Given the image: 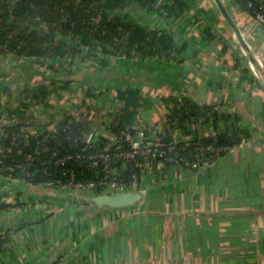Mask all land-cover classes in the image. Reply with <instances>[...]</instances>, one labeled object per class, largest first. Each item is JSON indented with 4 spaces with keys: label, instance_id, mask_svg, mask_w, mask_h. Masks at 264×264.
I'll return each mask as SVG.
<instances>
[{
    "label": "crops",
    "instance_id": "1",
    "mask_svg": "<svg viewBox=\"0 0 264 264\" xmlns=\"http://www.w3.org/2000/svg\"><path fill=\"white\" fill-rule=\"evenodd\" d=\"M154 1L158 11L129 1L114 15L171 35L184 47L172 60L84 47L51 61L2 57L0 116L38 127L72 113L88 127L108 121L110 134L119 123L123 131L156 126L170 141L175 131L204 140L235 130L242 142L195 173L147 171L143 201L120 209L96 206L92 193L0 176V264H264V27L222 0L246 49L213 0H182L187 8L175 15V4ZM41 90L43 103L18 110ZM184 101L208 111L184 128L167 123Z\"/></svg>",
    "mask_w": 264,
    "mask_h": 264
},
{
    "label": "trees",
    "instance_id": "2",
    "mask_svg": "<svg viewBox=\"0 0 264 264\" xmlns=\"http://www.w3.org/2000/svg\"><path fill=\"white\" fill-rule=\"evenodd\" d=\"M129 1H136L146 11H158L154 0H0V58L15 55L51 61L79 55L81 47H84L90 53L101 51L105 55L132 57L140 52L169 61L173 55L184 50L166 32L152 30L114 15L122 11ZM167 1L178 8L170 12L173 15L187 8L182 0ZM235 1L253 18L264 4L262 0H253V6L247 7L245 0ZM44 96L42 90L26 95L18 110L24 113L30 106L43 103ZM174 110L175 115L169 116L167 123L178 120L181 128L205 116L208 111H201L189 101H184L181 107L175 106ZM80 115L84 117L83 120L88 119L89 109H83ZM218 116L214 114L215 119H219ZM27 122L24 119L6 128L7 137L0 141V176L25 180L33 186L48 181L66 184L72 174L76 181L84 182L102 176L100 167H90L88 158H74L86 146L85 137L88 133V126L76 115L66 113L59 120L40 126L38 135H30ZM113 128V134L121 137L123 123L114 124ZM129 131L134 133V130ZM121 139L125 142L124 137ZM160 140L168 143L170 137ZM103 141L106 142L105 139ZM202 142L234 147L242 142V138L234 130ZM95 151L89 148L85 154ZM175 154L194 158L185 151H176L172 155ZM68 156L73 157L67 159ZM135 171H126L124 179L127 180ZM3 239L0 238V248Z\"/></svg>",
    "mask_w": 264,
    "mask_h": 264
},
{
    "label": "built area",
    "instance_id": "3",
    "mask_svg": "<svg viewBox=\"0 0 264 264\" xmlns=\"http://www.w3.org/2000/svg\"><path fill=\"white\" fill-rule=\"evenodd\" d=\"M245 5L252 7L253 0H245ZM254 22L264 27V4L260 6L259 11L256 13ZM27 121L28 125H30L28 127L30 135H38L41 127L34 126L30 120ZM19 123L21 121L15 115L0 116V141L7 137V127ZM98 124L99 126L94 124L88 127V133L85 137L86 146L83 148L82 153L77 154L74 158L78 160L88 158L90 167H100L102 176L95 180L84 182L76 181L75 175L72 174L66 184L61 181H48L42 183L39 187L92 193L95 195L141 192V179L147 171L157 169V171L161 172L164 168H177L195 173L214 164L223 153L233 149L230 146L204 144L203 140L197 138H181L178 131L171 135L172 140L170 142L164 143L158 139V127L156 126L138 128L134 130V133L124 130L120 133L121 137L125 138L124 142L121 137H117L107 131L110 126L108 121ZM96 137L103 138L106 142H98L95 140ZM89 148H93L96 151L86 155L85 152ZM176 151H185L192 154L194 158L189 159L186 156L172 155ZM0 152H2L1 146ZM72 157L68 156L67 159ZM129 169L136 171L126 180L123 175Z\"/></svg>",
    "mask_w": 264,
    "mask_h": 264
},
{
    "label": "water",
    "instance_id": "4",
    "mask_svg": "<svg viewBox=\"0 0 264 264\" xmlns=\"http://www.w3.org/2000/svg\"><path fill=\"white\" fill-rule=\"evenodd\" d=\"M216 4L217 8L221 12L224 20L228 23L231 29L234 31L236 36L238 37L241 45L247 49L246 41L244 40V36L242 34L241 29L234 21L232 16L230 15L227 7L225 6L222 0H213ZM264 3V0H262ZM251 61L255 64V59L253 56H250ZM144 195L141 192H125L119 194H105V195H98L92 197L90 200L95 203L98 207H109L112 209H120L126 208L129 206H134L141 201H143Z\"/></svg>",
    "mask_w": 264,
    "mask_h": 264
},
{
    "label": "rangeland",
    "instance_id": "5",
    "mask_svg": "<svg viewBox=\"0 0 264 264\" xmlns=\"http://www.w3.org/2000/svg\"><path fill=\"white\" fill-rule=\"evenodd\" d=\"M94 53H95L94 55H105L101 51H96ZM101 121L105 122L106 120H101Z\"/></svg>",
    "mask_w": 264,
    "mask_h": 264
}]
</instances>
